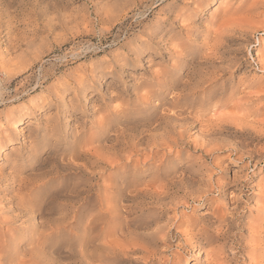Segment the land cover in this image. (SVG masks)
Instances as JSON below:
<instances>
[{
	"label": "rangeland",
	"instance_id": "374dc122",
	"mask_svg": "<svg viewBox=\"0 0 264 264\" xmlns=\"http://www.w3.org/2000/svg\"><path fill=\"white\" fill-rule=\"evenodd\" d=\"M0 54L2 264H45L51 259V264H76L77 253L90 250L86 239L103 234L110 220L100 210L91 220L94 226L90 222L86 231H77L71 238L66 230L51 234L52 237L48 236L49 231L48 238L40 239L42 228L34 229L26 218L14 220L19 215V199L8 187L15 175H20L19 168L27 177L46 175L43 183L47 185L37 197L55 196L54 207L63 203L66 187L77 179L85 183L90 175L102 188L103 180L107 182L115 169L124 170L123 179L124 175L128 180L137 177L141 183L160 179L165 176V169L176 173L185 169L202 185H212L213 191L207 194L201 209L182 208L180 213L203 216L212 200L221 202L226 197H221L223 194L232 198L233 192L242 200L235 215L242 223L235 229L236 245L226 249L223 256L231 264L264 261L260 255L253 260L241 256L248 254V248L259 250L264 244L260 238L264 237V0H0ZM208 56L217 60L221 76L208 83L205 91L199 90L192 109H202L201 121H214L215 134L209 148L194 145L202 125L198 121L191 127L181 154L167 155L165 150L158 153V158L164 157L162 161L171 159L167 168L162 163L145 166L140 162L136 163L138 167L134 163L125 169L119 164L112 169L96 161L94 152L88 157L81 155L83 150L78 147L83 141L88 151L112 133L109 123L116 130L124 121V129L135 132L143 122L154 118L175 95L160 85V78L179 79L178 85L183 86L182 77ZM145 93L150 98L145 99ZM188 96L186 99L192 97ZM57 125L59 131L55 133L52 129ZM211 148L214 150L208 152ZM35 149L39 158L48 157L50 151L53 154L39 165L31 157ZM67 160L87 166L86 171L91 174L86 177L80 171L74 180H66L74 173L62 166ZM207 176L212 177L211 183ZM234 176L245 181L243 187L232 182ZM219 185H225L221 191L217 190ZM44 211L42 217V213L36 215L37 223L50 224L47 219L58 217ZM83 234L87 236L83 239L84 248L79 250L78 239ZM250 236L256 238L255 242ZM67 242L71 243L69 247ZM171 245L177 247L178 241L172 240ZM183 259L177 257L174 262L183 264ZM188 263L207 264L205 255L195 254Z\"/></svg>",
	"mask_w": 264,
	"mask_h": 264
},
{
	"label": "bare ground",
	"instance_id": "6f19581e",
	"mask_svg": "<svg viewBox=\"0 0 264 264\" xmlns=\"http://www.w3.org/2000/svg\"><path fill=\"white\" fill-rule=\"evenodd\" d=\"M6 61H9V59ZM216 61L212 58V56H208V58L204 59V63L202 62L200 64L193 65L192 71L188 72L182 77L184 79L183 86L178 85L177 82L179 81V79L169 80L168 78H164V76H162L164 73L161 74L162 77L159 80L160 85L162 87L164 86L170 90H173V92L175 93V95L172 93L173 96L169 98L166 108H161L159 113L156 112L158 114L156 116L154 115V118L143 122V124L139 126L137 128V131L135 132H128L126 129H124L126 128V124H124V121H122V123H119L121 127H119V129L117 128L118 130H114L115 128H112V124L109 125V123L108 127L111 128H109V130L113 131L112 133H110V135L106 136L103 143L95 142V146H93V148H90L88 151L85 150V146L83 145L84 141L82 143L83 146L81 145V147H78L79 145H77L76 143L77 147L80 148L79 150L86 151H80L81 155H85L88 157L91 152H94V157L96 156L95 158L97 159L96 161L101 162L102 164L109 165L112 167V169H114V166L119 164H123L124 168L128 169L130 165H133L134 163V166L136 165V163H138L139 165L140 162L144 163L145 166L150 164L152 165V163L155 162H157L158 164L162 163L164 164L165 168H167L166 165L171 161V159L166 157L165 160L162 161L164 157L158 158V153L161 150H165V152H167V155L173 152L181 154L183 146L187 144L186 140H188L189 133L192 130L191 127H193L194 123H198V121L202 122V125L200 126V133H198L199 139L194 141V145L196 147H204V149L209 148L210 144H212V137L215 134L214 127L212 125L214 121L212 119L201 121L202 117H204V112L201 111L202 109L193 110L192 107L194 106H192V102L198 98L197 93H199V90L205 91L207 89V84L215 81L216 77L219 76V70L218 66L216 65ZM13 67V70L15 71V66L13 65ZM1 68L4 69L5 65H2ZM13 70L11 71L13 72ZM5 71L6 70H3V72ZM7 72L12 73L10 71H6V73ZM157 77L158 76H156V78ZM170 82L173 83L170 84ZM143 96L145 99L150 98L148 93H145ZM186 96H192V99H186ZM202 102L205 101L203 100ZM100 122L102 124V119ZM101 127L104 126L101 125ZM58 129L59 125L55 126L52 130L55 132L59 131ZM93 140L94 138L92 139V141ZM189 142L190 141H188V143ZM90 143L92 142L90 141ZM73 146L75 147L74 144ZM212 149L213 148H211L208 152L214 150ZM37 152L38 150H33V155L31 157L35 162H38L39 165L45 162L48 157L53 154L50 151L48 157L39 158V154H37ZM80 153L78 155H80ZM78 157L76 159H78ZM154 165H156V163ZM62 166H64V168H68L70 171H74V173L70 174V179H66V176V180H74L80 171H82V175L84 173L86 177L91 174L86 171L87 166L75 163L74 160H67L64 165L62 164ZM157 166L159 167L160 165ZM144 168H141V170L143 171ZM15 170L17 171V169ZM165 170V176H161L160 179L151 176L152 178H154L153 181L141 183L140 179H137V177L128 180L125 177L126 175H124L123 179V174L121 173L124 170L121 172L118 169H115V173H112L113 175L111 174L112 176L109 177L107 182L103 180L102 188H99L97 186V182L94 183L93 180H91V175L88 178L85 177L87 179L85 183H83L84 181L77 179L79 181L76 180L77 182H73L70 185L67 184L69 186L64 190L65 195L63 197V203H59L57 207H54L52 205L53 203H55V200H57L55 196H49V198L37 197V193L42 191L44 189V186L47 185L43 183V181L46 180V175L42 178L40 175H38L40 173L38 171V176L36 178L27 177V175H23L21 169L19 168L18 174L20 175H18V177H16L17 174L15 175V177L13 176L14 178L12 179V181H10V187L7 186L8 188L12 189V191H10L14 193L19 199V215L15 216L14 220L19 221L21 218H26V223L33 225L34 229L42 228V230L44 231H39L41 232L40 239H42L44 236L47 237L46 233L49 231L51 232L48 233V236L54 233L61 234L60 232L63 230H66L69 237L71 238L75 233H77V231L79 233L82 230L84 231V229L86 231L89 225L93 223L91 222L93 216L96 217L94 214L100 212V210L103 212V214H107L108 217H110V220L106 224V231H103V234H93V236L89 234L91 237L89 236V238L86 239V246L90 247V250H88L87 252H84V250H80L81 248H84L83 239L85 236H87V233L83 234V236L78 239L80 251L78 252L76 249V251L78 252V260L76 261V264H176L174 260L177 257L184 258L183 264H189V258L191 255L193 256V254H195V256L197 257L205 255V261L207 264H231L228 260H225L226 258H224L223 255L226 249L229 250L234 245H236L235 243H237L236 239L238 238H236L237 235L235 233V229L242 223V221H238L239 219L235 215L237 210L239 209L238 205H240L242 201L241 198H238L237 195V197L234 196L233 192H230L232 194V198H230V195L228 198L226 194H223L221 197H226H223L221 202L212 200L208 209V213H206L205 215L198 217H187L185 214L186 212L180 213V209L186 208L192 209L194 211L196 209H201V207L203 206L202 202H204L207 194L213 191V186L202 185V181H196L197 179L194 180V178L187 174L188 172H186L187 170L185 171V169L181 170L179 173H176L172 169ZM137 171L139 172L140 170L137 169ZM94 172H96V170ZM211 179V176H207V180H209L210 183ZM224 179L225 176L223 177V180ZM239 179L240 178L234 176L232 182L237 184L240 183V185H242L243 187L245 181L243 182ZM7 181L9 182V179ZM62 182L63 180H61V183ZM224 186L225 185H219L217 187V190L221 191ZM223 190L226 191V189ZM58 192H60V190ZM43 209L45 211L47 210V213L49 212V216L55 213V215L57 214L58 217L56 219L54 217V220L52 219V221L46 218L50 224L39 222L37 223L36 215L41 214ZM102 212L100 213L101 215ZM42 215L43 213L41 214V217ZM98 217L99 216H97V219ZM83 222H85V224ZM75 223H79V225L81 223V225H77L75 227ZM94 224H96L95 221ZM92 226L94 225L92 224ZM36 231V233H38V230ZM50 237H52V235ZM250 238L252 240L256 239L255 237L252 238L251 236ZM260 238L261 240L264 239L263 236ZM61 240L63 241L62 237ZM172 240L178 241L177 247H173L171 245ZM40 241L38 243H40ZM36 245L37 244H35V246ZM40 245H42V243ZM40 245L38 247L39 249L41 247ZM70 245L71 243L69 242L68 247ZM75 246L76 245H74V247ZM249 246L250 243L248 247ZM263 246H261L259 250L257 249V247L251 248V250L248 248V254H241V256H243L244 259L253 260V258H256L257 255H260V257H262L263 259ZM175 248H180V250H174ZM167 251L171 253L164 255V253ZM74 257L72 258L75 261L76 258ZM22 259L25 258L23 257ZM51 260L53 261V259ZM51 260H47L45 264H51ZM39 261L43 262L42 260ZM251 262L253 261H250V263ZM256 263L264 264V261H257ZM0 264H2V262H0Z\"/></svg>",
	"mask_w": 264,
	"mask_h": 264
}]
</instances>
